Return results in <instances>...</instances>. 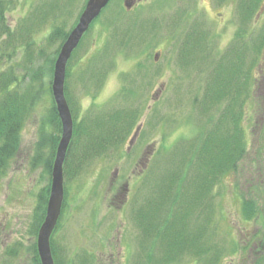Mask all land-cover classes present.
Masks as SVG:
<instances>
[{
  "label": "rangeland",
  "instance_id": "obj_1",
  "mask_svg": "<svg viewBox=\"0 0 264 264\" xmlns=\"http://www.w3.org/2000/svg\"><path fill=\"white\" fill-rule=\"evenodd\" d=\"M8 1L1 68L13 70L19 90L36 74L40 92L0 178V264H32L51 185L45 168L51 144L37 147L51 131L46 114L61 38L50 35L67 36L87 0ZM163 1L160 8L134 15L118 12L112 0L67 62L64 95L72 118L79 120L93 107L130 109L138 118L124 142L104 147L75 175L63 173L62 208L50 236L61 264H264V65L258 62L264 31L254 18L258 2L222 0L229 5L212 9L207 0L206 11L196 12L194 0ZM216 11L224 17L218 26L209 19ZM246 28L250 34L244 38ZM238 46L244 51L233 54ZM9 52L15 53L8 57ZM235 84L244 87L241 97L233 94ZM227 115L238 117L245 151L214 183L213 197L200 199L187 227L196 247L216 254L195 256L183 248L172 259L152 228L142 234L136 213L155 200L153 184L174 157L166 149L176 143L180 150L181 142L213 129L218 120L220 131L231 128ZM78 152L70 156V173ZM242 201L252 203L249 213L256 215H244ZM158 211V219L179 216L166 207Z\"/></svg>",
  "mask_w": 264,
  "mask_h": 264
},
{
  "label": "trees",
  "instance_id": "obj_2",
  "mask_svg": "<svg viewBox=\"0 0 264 264\" xmlns=\"http://www.w3.org/2000/svg\"><path fill=\"white\" fill-rule=\"evenodd\" d=\"M8 5V0H0V36L1 34L9 32L4 16ZM61 36L59 37L56 33L50 35L52 39L56 37L59 39L61 38V43L55 52L56 56L62 42L66 38V35ZM236 51L237 53L238 51H244V47L238 46L234 49L233 54H235ZM14 53L15 52H9L6 53V55L10 57L14 55ZM73 53L74 52H72V54ZM3 62L4 59L2 60L0 58V178L6 173L9 161L15 154L19 143V133L22 124L35 108L40 92L38 88L34 87L36 85L34 83L40 79L36 74L35 78L31 77L23 89L19 90V78L13 75L12 69L4 71L1 68ZM250 75L248 76L246 74L247 80L250 79ZM247 84L245 85L247 86ZM233 87V94L236 97H241V90L244 87L242 88L241 84H235ZM242 95H244V93ZM234 100L237 102L236 100L238 99L234 98ZM243 102L244 101H241L240 103L243 104ZM234 107L237 108V105ZM234 107L231 106L232 111ZM233 115H235V112ZM227 117L230 119V125L232 127L225 130L221 129L223 132L221 135H219L221 132V122L218 120L220 124H215V127L212 126L213 129H209L206 133L202 129L199 133V137H195V135L189 143L181 142L182 148L180 150L176 148V143L166 149L170 152V155L172 153L174 157L170 159L164 172L158 175L156 185L150 183L153 184L154 191L156 190L155 200L152 204H150V201L146 202L145 208L136 213L135 217L138 218V221L135 219L136 223L138 222L141 224L143 222L142 227L144 230H142V234L145 235L147 230L152 228L154 230L153 233H155V240L157 242L159 241L160 245L164 243L165 246L169 248V252L174 253V256H171L172 259H174L175 256H179L183 248H186L184 250L187 253L190 254L192 252L195 256H200L202 254L208 256L207 253L213 252L216 254L215 251L209 252L208 248L201 249V245H197L196 247L194 236L187 227L192 217L198 213L196 209L199 207L198 204L201 201L200 199L205 196V194L206 196L210 194V190L214 183L224 174L228 173L230 169L235 167V161L239 159L245 151L244 134L242 128L238 125L236 119L238 117L230 118L229 115H227ZM137 118V111L135 112L120 107L115 110L93 107L85 111L79 120L72 118L73 132L63 163V173L75 175L81 167L88 164L95 155L97 156L99 151L104 150V147L116 145L120 141L124 142ZM46 121L51 131L48 129L49 136L47 140H43L42 138L37 144V147H44L51 144L48 148L50 149V161L45 164V168L50 172L53 165L51 159L55 156L61 134L60 120L55 109L53 98L47 109ZM74 149H78L79 152L75 160L77 163L75 164L76 170L70 173V170L73 169L74 166L73 161L69 160L72 157L71 154ZM35 163L36 161L34 160L33 164ZM68 165H72L70 170ZM141 182L143 183V180ZM145 186L149 187L148 184ZM210 197H213V195L210 194ZM44 203L45 199L42 204ZM242 204V213L244 215L250 214L249 218L256 215L254 211L249 213L251 208H253L252 203L244 201ZM161 206L166 207L170 212L176 211L179 214L178 219H158L157 217L159 215L154 214L162 209ZM44 214L45 210L42 212L41 219ZM180 218H182V222L179 220ZM153 220L156 221V223L161 222L155 224L153 228ZM173 226H177L176 228L178 229L172 230L171 228ZM50 248L55 264H61L55 257L51 238ZM33 254L32 264H40L35 249L33 250ZM210 257L217 260L214 256ZM167 259L168 258L165 260Z\"/></svg>",
  "mask_w": 264,
  "mask_h": 264
},
{
  "label": "water",
  "instance_id": "obj_3",
  "mask_svg": "<svg viewBox=\"0 0 264 264\" xmlns=\"http://www.w3.org/2000/svg\"><path fill=\"white\" fill-rule=\"evenodd\" d=\"M108 2L109 0H87L77 23L61 44L54 62L51 94L60 120L61 134L51 169V185L45 215L36 237V251L40 264H55L50 248V236L57 224L62 208L63 163L73 132V119L64 95L66 65L90 24Z\"/></svg>",
  "mask_w": 264,
  "mask_h": 264
},
{
  "label": "flooded vegetation",
  "instance_id": "obj_4",
  "mask_svg": "<svg viewBox=\"0 0 264 264\" xmlns=\"http://www.w3.org/2000/svg\"><path fill=\"white\" fill-rule=\"evenodd\" d=\"M111 1L112 0H109V2ZM109 2L107 4H109ZM180 2L182 3V0H180ZM205 2H207V0H194V11L199 12L202 9L206 11L205 7L203 6ZM210 2L212 9L222 3H224L223 5H226V7L229 5L225 2H222V0H211ZM257 2L258 3H257V8L255 10L254 18L256 19V22H261L262 24L261 29H263L264 31V0H257ZM114 3L117 4L118 12L127 13V14L133 13L134 15H137L139 12H142L145 9V7L154 8V9L156 7L160 8V6L164 4V1L163 0H114ZM206 16H208V14H206ZM209 19H211L218 26V24H220L219 21L220 19L224 21L223 13L216 11L213 16H210ZM213 34L215 36L218 35L217 31L215 30L213 31ZM249 34L250 31H248V29L247 31L243 30L242 35L244 38L249 37ZM262 35H263L262 41H264V34ZM157 56L158 54H155L154 59H156ZM259 56H260L258 61L259 64L262 63V65H264V46H263V50L260 51ZM262 81L264 82V75L262 76Z\"/></svg>",
  "mask_w": 264,
  "mask_h": 264
}]
</instances>
